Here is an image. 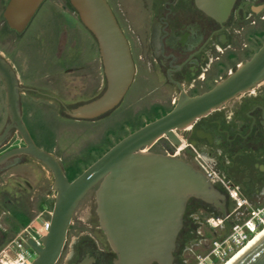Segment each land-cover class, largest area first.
I'll use <instances>...</instances> for the list:
<instances>
[{
	"label": "water",
	"instance_id": "obj_1",
	"mask_svg": "<svg viewBox=\"0 0 264 264\" xmlns=\"http://www.w3.org/2000/svg\"><path fill=\"white\" fill-rule=\"evenodd\" d=\"M44 0H9L3 16L9 27L23 30ZM217 1V0H214ZM224 1V0H223ZM233 0L214 9V16L226 15ZM81 24L94 38L106 79L104 91L94 99L64 113L75 119L99 118L115 109L130 87L134 61L124 35L107 0H69ZM210 12L208 0H197ZM264 78V41L244 62L209 89L194 95L181 90L173 107L141 125L110 146L71 180L59 160L40 147L24 122L21 92L25 89L11 63L0 53V79L4 85L8 121L0 133V145L11 130L19 133L23 145L0 154V165L8 158L26 154L51 172L55 192L47 232L38 243L28 237L34 249L31 264H57L66 245L74 211L86 193L95 188L96 213L110 247L116 253L113 264H174V251L183 227L190 199H198L225 211L224 195L209 176L180 157L148 148L160 137L177 142L175 130L247 91ZM231 222L224 219L226 232ZM232 264H264V235Z\"/></svg>",
	"mask_w": 264,
	"mask_h": 264
},
{
	"label": "flooded vegetation",
	"instance_id": "obj_2",
	"mask_svg": "<svg viewBox=\"0 0 264 264\" xmlns=\"http://www.w3.org/2000/svg\"><path fill=\"white\" fill-rule=\"evenodd\" d=\"M8 1L0 0L3 20H5L3 11ZM224 1L208 0V8L211 11L206 13L198 6L197 0H141L143 13L141 11L140 13L145 17V29L143 38L137 33L140 63L142 66L145 65L149 72L161 78L176 95L181 90L194 95L211 88L218 81L213 80L214 76L219 74L228 62L239 57L240 53L246 57L239 63L244 62L263 43L264 0H233L226 15L214 16L213 8L223 9L219 4L223 2L224 6ZM113 13L130 47L135 66L134 81L137 56L132 51L129 38L119 19L114 11ZM9 29L16 30L11 27ZM248 38H253L256 42L254 48H245ZM98 57L102 68L99 53ZM239 63L234 64L219 79L225 77ZM103 77L102 91L88 101L104 91L106 87L104 73ZM22 86L25 87L22 92L50 98L60 103L63 108L67 107L62 99L49 90ZM7 121L8 116L0 133ZM14 132L11 130L0 145L7 146L0 150V154L23 145L7 143ZM175 134L177 142L163 136L148 150L180 157L195 169L207 175L210 173L208 176L212 183L224 195L222 201L225 216L221 209L198 199L188 201L183 227L174 251V264H185L183 253L195 238L201 237H196L197 228L204 223L208 224L206 216H220L233 222L244 217L246 207L264 202V78L247 91L199 116L190 125L175 130ZM155 144L157 149L151 150ZM30 160L44 165L29 155L19 154L3 162L0 165V172ZM26 184L31 186L28 182ZM95 188H92L93 209L98 219ZM24 203L21 194L13 196L8 192H0V247L15 236L13 234L21 227L22 218L30 217V211ZM7 213L9 220L6 223L3 216ZM75 224L72 217L63 253L67 248L68 251L62 264H113L116 253L110 247L99 221L89 232H80L79 226ZM74 228L77 232L72 233ZM71 236L72 240L68 247L67 241Z\"/></svg>",
	"mask_w": 264,
	"mask_h": 264
},
{
	"label": "rangeland",
	"instance_id": "obj_3",
	"mask_svg": "<svg viewBox=\"0 0 264 264\" xmlns=\"http://www.w3.org/2000/svg\"><path fill=\"white\" fill-rule=\"evenodd\" d=\"M107 1L124 28L138 60L135 80L121 103L99 118L75 119L68 117L61 104L53 99L25 91L21 93L23 119L34 141L59 160L69 178L79 174L120 138L166 113L177 97L161 78L140 63L137 33L143 38L145 29V17L140 13L143 8L141 0ZM1 12L0 8V53L13 65L22 85L49 90L68 108L87 102L102 91L104 77L97 44L79 21L69 0H44L22 32L9 29ZM255 43L253 38H248L245 48H254ZM245 57L240 53L213 80H219ZM7 116L5 90L0 79V130ZM9 141V145L23 143L16 131ZM3 147L7 146L0 147V150ZM156 149L157 144L151 148ZM51 183L50 170L32 160L0 172V192L13 196L21 194L24 205L30 211L29 222L33 221L36 225L50 218L55 196ZM93 200L94 189H91L74 211L73 221L80 232H89L92 226H96L98 219ZM5 203L8 204L6 200ZM8 216V213L3 216L6 223ZM21 228L23 226L18 227L15 233ZM73 232L77 229H72ZM222 233V228L213 231L206 223L198 227L196 237H201L195 238L184 251L185 264H190L196 255L206 252L213 237ZM71 240L72 236L67 241L68 247ZM67 251L68 248L58 264L63 263ZM31 252L33 259L35 252Z\"/></svg>",
	"mask_w": 264,
	"mask_h": 264
},
{
	"label": "built area",
	"instance_id": "obj_4",
	"mask_svg": "<svg viewBox=\"0 0 264 264\" xmlns=\"http://www.w3.org/2000/svg\"><path fill=\"white\" fill-rule=\"evenodd\" d=\"M48 224L49 220H44L38 225L30 221L23 226L11 240L0 248V264H31V250L34 249L28 244L27 238L31 236L40 243V237L47 232ZM208 225L214 230L222 228L223 233L215 235L209 249L196 255L190 264H223L264 228V202L258 206H249L245 216L231 222L227 232L224 218L220 216H210Z\"/></svg>",
	"mask_w": 264,
	"mask_h": 264
},
{
	"label": "bare ground",
	"instance_id": "obj_5",
	"mask_svg": "<svg viewBox=\"0 0 264 264\" xmlns=\"http://www.w3.org/2000/svg\"><path fill=\"white\" fill-rule=\"evenodd\" d=\"M263 235L264 228L261 231L257 232L253 238H251L243 247H241L236 253L229 257L225 262H223V264H232Z\"/></svg>",
	"mask_w": 264,
	"mask_h": 264
},
{
	"label": "trees",
	"instance_id": "obj_6",
	"mask_svg": "<svg viewBox=\"0 0 264 264\" xmlns=\"http://www.w3.org/2000/svg\"><path fill=\"white\" fill-rule=\"evenodd\" d=\"M75 176H72L71 178H69L70 180L72 178H74ZM30 218L29 217H26V218H22V222H21V226H25L28 222H29ZM1 248V247H0Z\"/></svg>",
	"mask_w": 264,
	"mask_h": 264
}]
</instances>
